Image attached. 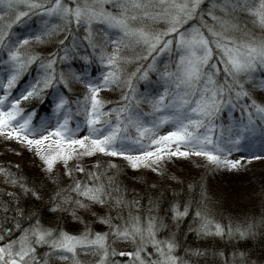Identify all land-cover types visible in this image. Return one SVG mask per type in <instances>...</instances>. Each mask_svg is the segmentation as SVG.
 <instances>
[{
	"label": "trees",
	"instance_id": "obj_1",
	"mask_svg": "<svg viewBox=\"0 0 264 264\" xmlns=\"http://www.w3.org/2000/svg\"><path fill=\"white\" fill-rule=\"evenodd\" d=\"M149 229L264 264V0H0V249L97 264L44 243L97 234L149 264Z\"/></svg>",
	"mask_w": 264,
	"mask_h": 264
},
{
	"label": "rangeland",
	"instance_id": "obj_2",
	"mask_svg": "<svg viewBox=\"0 0 264 264\" xmlns=\"http://www.w3.org/2000/svg\"><path fill=\"white\" fill-rule=\"evenodd\" d=\"M106 13H109V12H106ZM109 14L111 15V13H109ZM196 42H197V40H195V39H191V41L185 40V44L188 47H190L189 55H191L192 59L195 58V60L199 59V55H196V51H195ZM190 71H191V68L189 65L187 72H190ZM45 127L46 126L42 125L41 126L42 129H40V131H42V132L46 131L47 129ZM169 127H171V123H167V124L165 123V128H169ZM68 133H71V131H69ZM149 231H150V229L147 231L138 230V231H135L136 233H134L136 236L139 237V239L142 240L141 243L143 245L148 244L150 246V249L154 250L156 253L155 257L153 258V260H151V262L149 264H183V263H179L178 258H176V259L174 258V256L172 255V251H171L169 244L161 245L160 242L155 240L156 239L155 233L153 231H150V232ZM128 234H129V232H124L123 235H127L125 237L128 238ZM44 243H46L47 246L50 245V246H53L54 248L64 249L67 251L75 250L76 248L81 247V246L102 247L104 252L101 256V259L99 260V262L97 264H111L110 263L111 262L110 253L106 252L107 245L104 242L103 237H101L100 235H97V234H95V235L85 234V235H80L78 237L69 236L67 234L66 235L61 234V235H58L56 240L53 241V244H52V240L50 238H47V241L45 238ZM27 248H28V246H27ZM5 250L7 251V249H5ZM23 250H24V248H18L15 252H13L11 250V248L9 249V251L11 252L12 255H14V256L17 255L18 258H20L21 256L26 258V254ZM124 252H127V251H124ZM127 253H128V256L124 260H126V262H125L126 264H130V263H128V261L132 259L133 255L130 252H127ZM139 264H144V261L143 262L141 261Z\"/></svg>",
	"mask_w": 264,
	"mask_h": 264
},
{
	"label": "water",
	"instance_id": "obj_3",
	"mask_svg": "<svg viewBox=\"0 0 264 264\" xmlns=\"http://www.w3.org/2000/svg\"><path fill=\"white\" fill-rule=\"evenodd\" d=\"M5 253H3V252H0V257L2 258V259H5ZM124 257H126V255H123ZM6 264H24V263H22V262H20V261H12V260H8L7 262H6Z\"/></svg>",
	"mask_w": 264,
	"mask_h": 264
}]
</instances>
